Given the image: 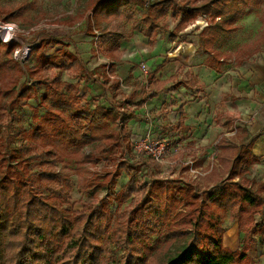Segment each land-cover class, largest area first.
I'll return each instance as SVG.
<instances>
[{
	"label": "trees",
	"instance_id": "trees-1",
	"mask_svg": "<svg viewBox=\"0 0 264 264\" xmlns=\"http://www.w3.org/2000/svg\"><path fill=\"white\" fill-rule=\"evenodd\" d=\"M139 1L90 0L84 16L88 34L96 35L95 28L102 30L103 24L121 19L126 8ZM259 1L153 0L134 21L133 31L144 25L142 32L154 45L161 20L170 10L178 17L175 29L167 31L173 39L206 16L202 48L207 65L221 72L225 54L217 47L220 35L235 32L242 8ZM28 6L0 3V18L16 20ZM124 36L115 29L101 34L110 63L105 79L95 80L115 99L110 105L94 106L86 93L80 94L75 84L55 73L59 69L92 78L78 49L72 51L63 39L49 37L21 63L14 55L19 42H0V264H99L111 242L123 251L118 264H256L248 250L254 231L264 228V183L248 172L263 160L253 148L260 134L247 140L248 129L239 126L237 140L222 136L216 143L218 163L209 172L207 186L196 180L173 183L157 175L161 163L151 155L134 153L129 123L137 120L138 113L132 107H144L161 91H177L180 86L196 89V78L188 72L178 78L180 70L162 81L153 76L140 93L135 90L116 99L124 83L114 74ZM51 42L62 47L55 54L44 53L42 48ZM38 85L44 87L42 93ZM33 98L38 105L29 127L16 135L5 132L16 107ZM181 114L167 126L183 127L184 111ZM18 136L19 146L15 145ZM101 161L105 168H94ZM69 163L75 165L78 186L90 193L82 209L64 207L73 188L71 174L65 172ZM142 165L147 166L148 181L137 179ZM123 172L128 180L117 190ZM103 191L107 194L99 197ZM112 200L118 203L115 212L110 208ZM229 210L244 231L236 250L223 237ZM178 241L179 247L172 249Z\"/></svg>",
	"mask_w": 264,
	"mask_h": 264
},
{
	"label": "rangeland",
	"instance_id": "rangeland-1",
	"mask_svg": "<svg viewBox=\"0 0 264 264\" xmlns=\"http://www.w3.org/2000/svg\"><path fill=\"white\" fill-rule=\"evenodd\" d=\"M89 2L90 0H0L2 5H29L20 18L11 20L25 30L19 37L18 42L21 46L18 51L28 48L31 50L41 41H48L49 37L63 39L69 49L75 51L76 48L80 51L92 74L91 79H83L66 70L56 69L55 73L60 75L63 81L75 84L80 89V94L86 93L92 106L97 103L110 105V102L115 99L111 91H108V95L105 96L103 88L98 85L100 83L95 80L105 79L108 72L109 58L101 46V34L107 29H115L125 35L120 41L122 57L118 58L115 68L116 74L122 77L124 83L122 92L116 96V99L122 100L130 96L135 89H141V86L153 76L161 79L163 74L174 73L177 67L183 66L185 70L186 67H190L201 76L200 83H203V78H206L209 86L207 90L193 91L180 87L177 92L162 93L155 102L148 103L146 108L138 110L133 107L138 113V120L131 121L129 128L134 153L138 155L150 153L156 161L161 163V170L156 172L157 175L168 177L174 180L173 183L196 180L199 186H207L210 183L209 172L218 163L215 156L216 143L222 134L237 140L234 135V126L246 123L239 114L231 117L227 115L236 102L225 94L224 89L230 87L234 73L239 71L236 68L240 59L248 66L256 56H259L258 53L264 52V0L242 8L238 29L231 34L220 35L217 47L225 54L220 74L211 72L205 66L207 54L202 48L200 36L203 28L207 26L206 16L198 17L177 38L173 39L167 31L175 29L178 17L174 15L173 10H170L161 20L162 28L158 31L157 41L153 46L142 32L144 25L133 31L134 21L153 0H140L137 4L129 6L121 19L103 24L102 30L95 28L96 35L88 34L86 30L84 16L88 11ZM0 20L3 19L0 18ZM61 47L62 45L51 42L42 50L46 54H55ZM14 55L16 56V51ZM229 58L231 60H228ZM18 60L24 63L28 57L23 61ZM188 62L191 64H187ZM165 64H167L166 67H172L169 74L166 73L168 70L162 73L158 70ZM131 69L132 72H130ZM210 73L213 77L207 76ZM110 80H113V77H110ZM38 90L42 93L44 87L38 85ZM37 105L38 100L33 98L16 107L15 115L7 122L4 131L16 135L22 129L29 127ZM225 108L228 110L226 111ZM181 109L187 111L186 126L167 128L168 123L174 122L179 117ZM44 111L43 107H39V113L42 114ZM167 113L170 114L167 116ZM217 113L223 115L222 123H227L228 119H231L232 124H226L224 127L219 125ZM248 137L246 136V139ZM21 144V138L18 136L15 145ZM101 162L94 168L103 170L106 164ZM187 163L191 165L190 168H182ZM74 168L73 163H69L65 168V172L71 174L73 188L70 200L64 207L82 209L88 203L90 193L87 190H81L78 186V177ZM146 173L147 166L142 165L137 179L148 181L149 177ZM248 173L250 177H255L264 183V154L263 160L251 166ZM127 180L128 175L123 172L118 179L117 190H120ZM106 194L103 191L99 197ZM117 207V201L112 200L110 202L112 211L115 212ZM172 216L174 217L175 214L172 213ZM172 218L166 223H171ZM240 226L234 212L227 211L224 217L226 231L223 237L235 248L225 246L233 250L241 246L240 240L244 231L240 230ZM263 237L264 228L255 230L254 240L248 250L256 264H264ZM181 241H178L172 249L179 247ZM122 254L123 251L117 249L115 243L111 242L99 264H118Z\"/></svg>",
	"mask_w": 264,
	"mask_h": 264
},
{
	"label": "crops",
	"instance_id": "crops-1",
	"mask_svg": "<svg viewBox=\"0 0 264 264\" xmlns=\"http://www.w3.org/2000/svg\"><path fill=\"white\" fill-rule=\"evenodd\" d=\"M258 54H259V56H256L255 60L250 62L248 66H247V64L244 63V61L242 63L237 62L238 66L236 69H238L239 71L237 73L236 72L234 73V78H233V81H231L232 84L230 85V87L226 88L224 90H225V94L228 95L230 98H232L234 100V102H236V105L231 107V112L227 113V115L231 117V116H237L239 114V116H241L240 118H242L243 122H246L245 125L243 123H240L239 125L234 126L235 137H236L237 127H239V126L245 127L248 129V135L247 136H249V137L247 138V140L256 134H260V136H259L258 140L255 142L253 148H254V152L257 155L263 157V154H264V52L258 53ZM120 57H122V55ZM118 60L116 61V63L118 62ZM228 60H231V58H229ZM109 63H110V59H109ZM109 63H108V66H109ZM187 64H191V63L188 62ZM166 65L167 64L161 66L158 70L161 73L164 70L165 71L168 70L166 73L169 74L172 67H170V66L166 67ZM205 66L208 67L209 70L213 73H218V74L222 73V71L217 72L213 68L209 67L207 65V63L205 64ZM222 66H221V68H222ZM115 68H116V66H115ZM177 68L178 69L176 71H174V73H170L169 75L163 74V76L160 77L161 79H157V80H159V81L165 80V79L169 78L170 76L174 75L178 70H180V74H179L178 78H182L186 72L192 74V76L196 78V89H190V88H187L184 86H180V87H183V88L189 89V90H193V91H195V90H207V88L209 87L208 86V80H206V78L205 79L203 78V83H200L199 77H201V76H199L197 72H194L192 69H190V67H186L187 68L186 70L184 69L183 66L177 67ZM128 70H129V68H128ZM130 72H132V69L130 70ZM114 74H116V71ZM116 75L121 80H123L121 76H119L118 74H116ZM209 75L211 77H213V74L210 73L207 76H209ZM110 77H113V76H110ZM114 79L115 78L113 77V80ZM113 80H111V81H113ZM171 84H172V82H169L165 87L168 88ZM98 85L101 88H103V91H104L103 94L105 96H107L109 89H107V88L105 89L101 83ZM135 90L138 93H140L141 89H135ZM177 91H161L158 96H156L152 99H149L146 102L145 106L148 103H151L153 101L155 102V100H157V98L160 97L162 95V93H164V92L174 93ZM105 92H107V95L105 94ZM134 107H136V106H134ZM144 107L139 108V109L136 107V109L141 110ZM136 109H135V111H136ZM181 110L184 111L185 121H184L183 127H185L186 126V120H187V111L184 109H181ZM181 110H180L179 117L174 122H170V123H175L182 116ZM225 110L227 111L228 109L225 108ZM136 113H137V111H136ZM169 114L170 113H167L166 115L168 116ZM222 116L223 115L220 113L216 114L217 123L223 127L226 124L229 125L232 120L228 119L227 123H222ZM137 120H138V118H137ZM134 121H136V120H134ZM167 128H170V127L167 126ZM222 136H227V135L222 134L221 137ZM228 137H230V136H228ZM215 165H217V164H215ZM236 227L238 229V226H236Z\"/></svg>",
	"mask_w": 264,
	"mask_h": 264
},
{
	"label": "built area",
	"instance_id": "built-area-1",
	"mask_svg": "<svg viewBox=\"0 0 264 264\" xmlns=\"http://www.w3.org/2000/svg\"><path fill=\"white\" fill-rule=\"evenodd\" d=\"M206 25H208V21H206ZM24 29H21L20 26L12 21H5L0 20V42L2 43H12V42H18L20 35L24 32ZM96 31V30H95ZM30 52V48L23 49V50H16V58L20 60H25ZM146 155H151L150 153H146ZM152 156V155H151ZM104 162V161H102ZM101 162V163H102ZM98 166V165H97ZM101 167V165H99ZM103 166V165H102ZM100 168L99 170H101ZM98 170V169H97Z\"/></svg>",
	"mask_w": 264,
	"mask_h": 264
}]
</instances>
